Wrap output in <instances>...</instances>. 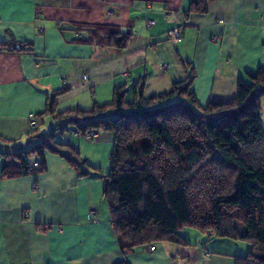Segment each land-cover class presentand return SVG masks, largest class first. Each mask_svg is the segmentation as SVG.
<instances>
[{
    "label": "crops",
    "instance_id": "obj_1",
    "mask_svg": "<svg viewBox=\"0 0 264 264\" xmlns=\"http://www.w3.org/2000/svg\"><path fill=\"white\" fill-rule=\"evenodd\" d=\"M187 5L188 0H0V43H18L14 51L0 47V137L10 141L9 150L25 151L44 140L26 116L34 113L40 123L53 118L44 113L46 104L62 88L56 112L109 102L116 86L125 88L130 101L140 81L144 96L164 92L192 68L190 89L201 106L233 98L238 76L264 67V0H210L205 13L186 15ZM94 25H116L131 36L122 48L98 47L86 40V27ZM171 29L180 40L169 36ZM162 64L169 68L162 70ZM260 117L264 132V98ZM70 131L53 146L84 160V176L49 150L44 170L4 176L0 155V264H115L123 257L129 264H233L236 254H225L194 232L186 233L187 244L156 242L153 251L139 246L122 256L95 172L97 159L112 148L113 133L100 131L86 140ZM30 155L28 162H40Z\"/></svg>",
    "mask_w": 264,
    "mask_h": 264
},
{
    "label": "trees",
    "instance_id": "obj_2",
    "mask_svg": "<svg viewBox=\"0 0 264 264\" xmlns=\"http://www.w3.org/2000/svg\"><path fill=\"white\" fill-rule=\"evenodd\" d=\"M208 1L188 0L184 13L203 14ZM86 32V40L98 47L122 48L131 36L116 25L87 26ZM17 44L10 39L0 47L14 51ZM194 76L191 68L169 90L148 96L140 81L130 101L125 88L116 86L109 102L89 109L56 112L55 98L65 88L53 91L44 111L57 122L49 135L71 128L81 134L88 129L113 133L109 170L98 177L122 256L156 242L187 244L179 232L189 229L206 241H247L246 255L232 256L233 264H264V67L238 76L230 100L204 106L190 89ZM9 142L0 137L4 176L29 173L25 156L30 154L39 157L36 168L44 170L47 150L64 157L79 176L88 173L76 153L65 155L44 140L25 151H10ZM10 158L15 165L7 164ZM115 264L129 263L123 257Z\"/></svg>",
    "mask_w": 264,
    "mask_h": 264
},
{
    "label": "rangeland",
    "instance_id": "obj_3",
    "mask_svg": "<svg viewBox=\"0 0 264 264\" xmlns=\"http://www.w3.org/2000/svg\"><path fill=\"white\" fill-rule=\"evenodd\" d=\"M76 108V107H72ZM91 108V107H90ZM89 109V108H88ZM45 117V116H44ZM41 123L35 133V135L38 133V137H43L44 141L47 143L51 144L52 146L54 145L53 142L56 143H62L66 140L69 135H71L70 129H67L66 131L60 133L59 130L54 131V136L50 137L49 132L55 129L57 122L51 117H45L44 119H41ZM37 137L31 139L30 141H35L36 142ZM28 141V140H27ZM27 144V143H26ZM110 152V151H109ZM109 152L105 153L103 156L101 155L98 159V167H96V174L98 175H106L108 170H109V161H108V156ZM31 156V155H30ZM29 156V157H30ZM32 158V157H30ZM90 170V169H89ZM196 233L193 230L189 229H184L182 230L181 234L183 237H185L187 234L186 233ZM188 234V236H189ZM207 238L205 237V242H212L215 246L219 248H223V250H226L225 254H236L235 256H244L246 255L247 251L250 248V244L247 241H234L228 237H210L208 241H206ZM235 252V253H234Z\"/></svg>",
    "mask_w": 264,
    "mask_h": 264
},
{
    "label": "built area",
    "instance_id": "obj_4",
    "mask_svg": "<svg viewBox=\"0 0 264 264\" xmlns=\"http://www.w3.org/2000/svg\"><path fill=\"white\" fill-rule=\"evenodd\" d=\"M168 34L169 36L174 39V40H180V35L178 33V30L177 29H171L168 31ZM218 40V36L217 35H212L210 37V41L213 42V43H216ZM161 68L162 70H167L169 68L168 64H162L161 65ZM81 80L83 82H87L88 81V76L86 74L82 75L81 76ZM63 82L65 81L64 79L62 80ZM27 121H28V124H29V127L31 129H36L39 125V119L38 117L34 114V113H28L27 116ZM100 132V130H95V129H88L86 130L82 135L83 137L86 139V140H90L91 138H93L96 133ZM76 133H78L76 131ZM37 167V162H33L32 164H30L29 168L30 169H33ZM35 188V187H34ZM149 250L150 251H153L154 250V246L153 245H150L149 246Z\"/></svg>",
    "mask_w": 264,
    "mask_h": 264
}]
</instances>
